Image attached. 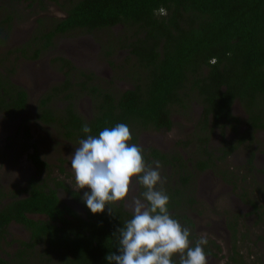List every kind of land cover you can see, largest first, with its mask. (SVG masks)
Returning a JSON list of instances; mask_svg holds the SVG:
<instances>
[{
    "label": "trees",
    "instance_id": "1",
    "mask_svg": "<svg viewBox=\"0 0 264 264\" xmlns=\"http://www.w3.org/2000/svg\"><path fill=\"white\" fill-rule=\"evenodd\" d=\"M161 8L166 15L160 14ZM65 14L53 19L48 29L38 30L35 41L26 44L22 52L32 47L35 58L51 47L57 34L123 26L118 46L133 60L131 87L116 96L90 83V77L82 72L85 79L72 82L68 68L64 81L39 97L34 114L37 121L54 126L69 141L79 143L88 135L98 136L105 127L125 123L131 130L132 143L137 144L136 130H169L171 108L182 107L191 99L201 106L196 128L205 133L211 131H207L209 116L210 129L223 125L237 129L239 120L232 114L235 102L247 114L249 126L264 129V0H76ZM213 58L215 64L210 63ZM60 61L72 67L70 61ZM74 87L91 93L89 118L76 110ZM58 101L63 102L61 108L54 107ZM27 103L25 89L0 74V113L17 116L26 111ZM85 124L90 133L82 131ZM20 125L28 139L25 118ZM203 136L200 150L209 154L208 138ZM241 142L238 139L227 145L226 153L231 154ZM32 147L28 158L35 171L21 189L27 195L3 204L5 193L0 189V252L4 244H9L10 223L25 227L30 237L20 241L13 254H0V264H26L37 245L43 246L40 254L58 264H109L106 255L119 254V233L115 232L132 218V213L121 202L111 205L112 215L107 206L104 213L93 214L83 202L84 213L80 214L63 205L58 188L73 198L78 193L70 191L62 180L42 177L50 167L39 156L36 145ZM148 156L159 159L177 175L176 182L164 184L163 189L170 197L169 211H178L189 190L187 165L176 152L167 156L150 149ZM209 159L205 156L196 167H208ZM225 264L258 263L246 262L234 249Z\"/></svg>",
    "mask_w": 264,
    "mask_h": 264
},
{
    "label": "rangeland",
    "instance_id": "2",
    "mask_svg": "<svg viewBox=\"0 0 264 264\" xmlns=\"http://www.w3.org/2000/svg\"><path fill=\"white\" fill-rule=\"evenodd\" d=\"M74 1L76 0H0V27L3 28L0 29V74L12 79L19 87L22 86L28 95L25 112L17 116L0 113V189L12 192L24 188L26 179L35 171L28 158L34 144L41 159L50 167L42 173V177L62 180L70 191L77 192V198H72L61 189L58 195L62 204L82 214V196L87 189L74 190L75 176L71 169V155L79 143L66 139L54 126L37 121L34 116L37 101L52 85L62 82L64 65L59 66L56 58H65L76 68L72 72L74 82L85 79L82 72L90 77V83L115 96L131 87L133 60L127 57L126 50L118 46L123 26L106 31L76 30L57 34L51 47L38 57H33L32 47L21 54V48L35 41L37 31L48 29L53 19L63 17L65 10ZM74 89L76 95H91L86 90L80 91V87ZM91 104V98H75L76 110L83 118L91 115ZM62 106V101L54 103L55 108ZM200 111L201 106L192 99L182 107H172L171 129L136 130L137 144L142 147L144 154L155 149L162 153L175 151L189 159L197 158L196 147L200 143L195 147L193 134L195 138L204 134L201 131L195 132ZM233 111L240 118L238 133L248 137L252 130L245 122L243 111L237 102L233 104ZM24 118L29 126L28 139L20 125ZM229 128H223L227 131L223 142L235 144V136L230 135L232 133ZM242 128L244 134L240 133ZM223 136L215 129L209 137L208 144L216 151L215 155L219 154L217 150L222 145L226 147L222 142ZM251 138L250 145H247L249 141L238 145L220 163L228 166L233 173L230 180L223 182L216 171L215 174L209 171L195 174L186 186L190 188L186 201L182 198L181 208L170 211L181 225L190 229L192 246H195L201 235H207L209 243L203 247L208 255V264H225L234 249L242 254L246 262L264 263V130H257ZM251 147H254V159L253 163H248V148ZM145 161L155 168L154 160ZM160 166L164 184L173 185L177 175L170 167L161 163ZM188 171L191 172L190 167ZM142 188L134 181L128 202L123 203L127 211L132 213L131 198L141 197ZM27 238L26 230L17 224L11 225L6 239L9 244L3 245L0 254L11 255L19 248V242ZM36 249L29 264H58L48 261L45 254H40L43 253L42 245H37ZM175 259L179 262V257Z\"/></svg>",
    "mask_w": 264,
    "mask_h": 264
},
{
    "label": "clouds",
    "instance_id": "3",
    "mask_svg": "<svg viewBox=\"0 0 264 264\" xmlns=\"http://www.w3.org/2000/svg\"><path fill=\"white\" fill-rule=\"evenodd\" d=\"M160 14L166 15L161 8ZM215 58L210 63L215 64ZM84 133H90L85 124ZM155 168L145 161L141 146L132 143V133L125 123L105 127L98 136L81 139L71 155L75 189L84 191L82 200L93 214H102L112 204L127 203L134 181L145 189L141 197H132V218L119 227L118 253H109V264H208L204 247L207 235L192 246L191 232L169 211L170 197L163 189L160 163ZM160 187H157V186Z\"/></svg>",
    "mask_w": 264,
    "mask_h": 264
},
{
    "label": "flooded vegetation",
    "instance_id": "4",
    "mask_svg": "<svg viewBox=\"0 0 264 264\" xmlns=\"http://www.w3.org/2000/svg\"><path fill=\"white\" fill-rule=\"evenodd\" d=\"M66 16V14H64V16L63 17H65ZM62 18V17H61ZM0 23H2V22H0ZM2 27H0V29H1ZM3 29V28H2ZM22 48H21V54H22ZM63 59H65V58H63ZM59 60H61V57L60 58H57L56 59V61H57V63L59 64V66H63L64 64L62 63V61H61V63L59 62ZM68 61V60H67ZM71 66L72 67H68V66H66V65H64V72H63V78H62V81H64V79H65V75H66V73H67V69L68 68H70V70H69V72H70V75L72 76V72H74L75 71V67L71 64ZM60 69H61V67H60ZM4 76V75H3ZM8 80H10V81H12V79H9V78H7ZM74 80L72 79V82H73ZM13 82V81H12ZM14 83V82H13ZM61 83V82H60ZM15 84V83H14ZM59 84V83H58ZM15 85H17V86H19L18 84H15ZM54 85H56V84H54ZM54 85H52V86H54ZM51 86V87H52ZM20 87H22V86H20ZM50 87V88H51ZM50 88L48 89V91L50 90ZM26 91V90H25ZM78 96H85V97H87V98H91V96H89L88 94H86V95H84V94H80V95H76V97L75 98H77ZM242 109V108H241ZM242 111H243V117H244V119H245V122L247 123V121H246V119H247V114L245 113V111L242 109ZM91 113H92V108H91ZM200 113H201V111H200ZM232 114L235 116V114H234V111L232 110ZM91 116V115H90ZM89 116V117H90ZM200 116V115H199ZM88 117V118H89ZM239 121H240V118L239 117H237V116H235ZM172 120V119H171ZM212 120V118H211V116H209V120H208V123H209V126H208V128H207V131H209V130H211L210 132H208V133H205L204 132V134H202V136L201 137H204L203 135H205V136H207V138H208V141H207V143H206V146H208V150H209V154H205V153H203V152H201L202 150H200V138L199 137H197V138H195L194 137V134H193V138L195 139V147L197 146V144H199L197 147H196V154H197V158H192V159H189V157H186V156H184V157H182L181 156V154L180 153H178V152H176V154H179L180 155V157L182 158V160L184 161V163L187 165V167H190V169H191V172L190 173H188L187 174V176H188V180H187V185H188V181H189V179L190 178H192V177H194L195 176V174H203V173H205L206 171H209L210 173H213V174H215V171L216 172H218L219 174H220V178H221V180L223 181V182H227L228 180H230L232 177H233V173L231 172V170L229 169V167L228 166H225V165H221L220 163H222V161L223 160H225L227 157H228V155H230V153L228 152V153H226L227 152V145H229V144H227V143H225V142H223V141H225V135L227 134V131H226V129H223L224 127H226V126H228V125H225L224 127H214L213 129H210L211 127H212V125H211V123H210V121ZM239 121H238V124H239ZM238 124H237V126H238ZM248 124V123H247ZM249 125V124H248ZM229 127V126H228ZM249 128L252 130L251 131V133H249V135H248V137H246V136H243V135H240L239 133H238V130L236 129V130H233V128H229V130H230V132L232 133V134H230L231 136H235V140L237 141L238 139H240V140H242V142L240 143V144H243L244 142H246V141H249L248 143H247V145H250V141H252V135L253 134H256V132H257V130H264V129H262V128H257V129H254V128H252L251 126H249ZM171 129V128H170ZM169 129V130H170ZM215 129H217L220 133H221V135L223 136V134H224V136L222 137L224 140H222V142L225 144V146L226 147H223V145H222V147L221 148H219L217 151H218V155H215V150H213L212 148H210V144H208L209 143V137H210V135H211V133L213 134V131L215 130ZM241 128H239V130H240ZM243 130L240 132L241 134H244V128H242ZM153 130V129H152ZM168 131V130H165V129H161V130H158V131ZM196 131H201V132H203L200 128H198L197 127V130H196V128H195V132ZM194 132V133H195ZM233 134H236V135H233ZM256 142H257V140H256ZM239 144V145H240ZM256 145H257V143H256ZM203 146H205V145H203ZM238 146V145H237ZM255 147V146H254ZM254 147H251V148H248V163H253V159H254ZM236 149V148H235ZM234 149V150H235ZM233 150V151H234ZM232 151V152H233ZM173 152H175V151H173ZM172 152V153H173ZM231 152V153H232ZM150 153V150H148L145 154H144V156H148V154ZM160 153H162V152H160ZM172 153H166V152H163V154H165V155H169V154H172ZM205 156H209L210 157V159L208 160V162H207V164H208V167H206V168H204V169H202V170H199V167H198V165H197V167H196V164H198V161H201L202 162V160H204L205 159ZM148 159H152V160H154V161H159V163H161V161L159 160V159H153L151 156H148ZM146 160V159H145ZM250 160V161H249ZM162 165H163V163H161ZM210 165V166H209ZM211 165H212V167H211ZM164 166V165H163ZM181 175H183V173L181 172L180 173ZM181 175H178V176H181ZM29 179V177L26 179V183H27V180ZM25 183V184H26ZM25 187V186H24ZM54 187V186H53ZM23 189V188H22ZM63 190V191H66V190H64V189H62V188H58L57 189V195H58V191H61V190ZM188 189H190V188H188ZM145 189L144 188H142V192L144 191ZM1 191H3L5 194V196H4V198L2 199V203L4 204V203H7V202H9L11 199H15V198H20V197H25L27 194L26 193H24V192H21V189L19 188V189H17V190H14V191H12V192H6V191H4L3 189L1 190ZM2 192V193H3ZM67 192V194L69 195L70 193L68 192V191H66ZM22 194V195H21ZM70 196L72 197V195L70 194ZM58 198H59V200H60V197H59V195H58ZM73 198V197H72ZM63 205H66V204H63ZM124 205V204H123ZM66 206H68V205H66ZM69 208H71L70 206H68ZM125 207V206H124ZM72 210H74L73 208H71ZM76 211V210H75ZM83 213H84V208H83ZM131 213V212H130ZM35 217H37L36 219H40L39 217H42V219H44V217L43 216H35ZM13 224H17V223H10L9 225H8V227H10L11 225H13ZM17 225H19V226H21L24 230H26L27 232H28V238L26 239V240H28L29 239V237H30V233H29V231L25 228V227H23L22 225H20V224H17ZM7 227V228H8ZM19 247H20V245H19ZM13 254V253H12ZM3 256V255H2ZM5 259H7V260H9L8 259V257L7 256H3ZM29 259L30 258H28L26 261H25V263L26 264H29ZM10 264H12V263H10Z\"/></svg>",
    "mask_w": 264,
    "mask_h": 264
}]
</instances>
